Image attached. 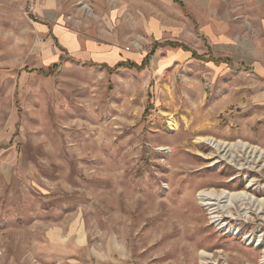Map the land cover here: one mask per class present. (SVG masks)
<instances>
[{"label":"rangeland","instance_id":"obj_1","mask_svg":"<svg viewBox=\"0 0 264 264\" xmlns=\"http://www.w3.org/2000/svg\"><path fill=\"white\" fill-rule=\"evenodd\" d=\"M65 8L120 57L74 58L31 0H0V264H262L264 159L233 165L198 138L264 148V75L191 18L172 32L163 0ZM224 189L253 199L197 196Z\"/></svg>","mask_w":264,"mask_h":264},{"label":"crops","instance_id":"obj_2","mask_svg":"<svg viewBox=\"0 0 264 264\" xmlns=\"http://www.w3.org/2000/svg\"><path fill=\"white\" fill-rule=\"evenodd\" d=\"M163 1L172 10H178L180 26L171 27L172 32L188 35L191 29L188 21L191 18L197 24V32L207 38L217 50L229 54L244 52V61L264 75V0ZM31 2L33 11L39 16V21L36 22L38 33L48 35L50 42L57 43L60 49L67 51L74 58L107 64L120 57L117 48L82 37L80 29L67 22L70 16L65 12L66 4L74 6L86 3L98 6L100 0H31ZM177 4L178 9L175 7ZM98 13L100 17H105L102 16V12ZM169 17L166 15V18Z\"/></svg>","mask_w":264,"mask_h":264},{"label":"bare ground","instance_id":"obj_3","mask_svg":"<svg viewBox=\"0 0 264 264\" xmlns=\"http://www.w3.org/2000/svg\"><path fill=\"white\" fill-rule=\"evenodd\" d=\"M174 123L170 122V126H173ZM199 142H206L210 144L221 156L227 157V160L231 164H235L236 159H244L245 157H248L252 160V158L259 159L262 158L264 159V148L250 144L246 141L243 140H238L235 142H229L225 140H221L212 136L209 137H199L198 138ZM225 153V154H223ZM216 154V155H217ZM223 158V157H222ZM247 158V159H248ZM249 161V160H248ZM253 161V160H252ZM239 169H243L244 165L239 163L237 164ZM250 186V185H248ZM197 196L199 199L202 201L203 204L205 205H213V200H222V199H227L231 200L234 202H245V201H250L253 199L251 195H248L247 192L245 191H238V192H233L229 190H222L220 192L216 191H206V190H200L197 193ZM264 206V201L260 200L259 202V207ZM250 237H248L249 239ZM250 243L256 245V246H262L263 241L254 240L250 241ZM202 257H209V255L201 251L200 254ZM261 263L264 264V253L261 257ZM205 264V263H203Z\"/></svg>","mask_w":264,"mask_h":264},{"label":"trees","instance_id":"obj_4","mask_svg":"<svg viewBox=\"0 0 264 264\" xmlns=\"http://www.w3.org/2000/svg\"><path fill=\"white\" fill-rule=\"evenodd\" d=\"M167 44H169V45H171V46H178V45H180V46H182L184 49L190 50L189 47L184 46V45L181 44V43L177 44V43L169 42V43H167ZM150 57H151V55L149 54V55L146 57V59L148 60ZM193 57H196V58H198V59H202V57H201L200 55H197V53H196L195 51H193ZM120 65H121V63H120ZM120 65H119V66H120Z\"/></svg>","mask_w":264,"mask_h":264},{"label":"built area","instance_id":"obj_5","mask_svg":"<svg viewBox=\"0 0 264 264\" xmlns=\"http://www.w3.org/2000/svg\"><path fill=\"white\" fill-rule=\"evenodd\" d=\"M33 14H34V11H33Z\"/></svg>","mask_w":264,"mask_h":264}]
</instances>
